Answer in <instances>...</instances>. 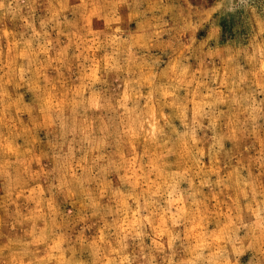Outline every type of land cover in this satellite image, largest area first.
<instances>
[{
  "label": "clouds",
  "instance_id": "obj_1",
  "mask_svg": "<svg viewBox=\"0 0 264 264\" xmlns=\"http://www.w3.org/2000/svg\"><path fill=\"white\" fill-rule=\"evenodd\" d=\"M0 264H264V0H0Z\"/></svg>",
  "mask_w": 264,
  "mask_h": 264
}]
</instances>
